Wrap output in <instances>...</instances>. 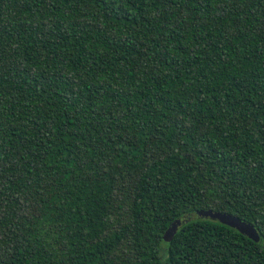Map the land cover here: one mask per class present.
Here are the masks:
<instances>
[{
    "label": "trees",
    "instance_id": "trees-1",
    "mask_svg": "<svg viewBox=\"0 0 264 264\" xmlns=\"http://www.w3.org/2000/svg\"><path fill=\"white\" fill-rule=\"evenodd\" d=\"M0 264H264V0H0Z\"/></svg>",
    "mask_w": 264,
    "mask_h": 264
},
{
    "label": "water",
    "instance_id": "water-1",
    "mask_svg": "<svg viewBox=\"0 0 264 264\" xmlns=\"http://www.w3.org/2000/svg\"><path fill=\"white\" fill-rule=\"evenodd\" d=\"M198 219L216 221L237 230L239 233L245 236L256 238V240L258 239L256 236V232L252 226L245 222H242L241 220L230 214L213 212L210 210H199L184 214L183 216H180L174 222H172L164 234V240L170 241L183 225Z\"/></svg>",
    "mask_w": 264,
    "mask_h": 264
}]
</instances>
